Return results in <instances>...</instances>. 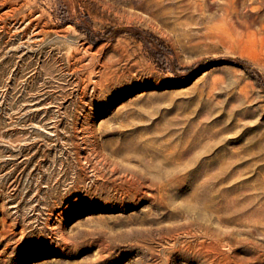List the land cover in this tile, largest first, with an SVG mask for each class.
I'll use <instances>...</instances> for the list:
<instances>
[{"label": "rangeland", "instance_id": "1", "mask_svg": "<svg viewBox=\"0 0 264 264\" xmlns=\"http://www.w3.org/2000/svg\"><path fill=\"white\" fill-rule=\"evenodd\" d=\"M0 264H264V0H0Z\"/></svg>", "mask_w": 264, "mask_h": 264}, {"label": "bare ground", "instance_id": "2", "mask_svg": "<svg viewBox=\"0 0 264 264\" xmlns=\"http://www.w3.org/2000/svg\"><path fill=\"white\" fill-rule=\"evenodd\" d=\"M32 14V13H31ZM2 16V15H1ZM31 18V17H30ZM38 19V18H37ZM33 21V20H32ZM133 144V143H132ZM109 145V144H108ZM123 146V145H122ZM126 146H129V145H127L126 144ZM130 147H133V146H130ZM136 147V146H135ZM137 148H139V147H137ZM137 148H135V149H137ZM113 149V148H112ZM111 149V151H113ZM123 149V148H122ZM121 149V150H122ZM125 149H126V147H125ZM140 149V148H139ZM138 149V150H139ZM143 149H144V147H143ZM120 150V151H121ZM130 151H131V149H129ZM152 150V149H151ZM105 151V150H104ZM127 151V150H126ZM135 150H133V151H131V153L132 152H134ZM161 151V150H160ZM181 151V150H180ZM102 152V151H101ZM100 152V153H101ZM128 152V151H127ZM137 152V151H136ZM158 152V151H157ZM165 152V151H164ZM171 152V151H170ZM100 153L98 154V155H100ZM116 153V152H115ZM121 153V152H120ZM135 153V152H134ZM138 153V152H137ZM148 153V152H147ZM124 154V153H123ZM133 154V153H132ZM142 154V153H141ZM149 154H151V152L149 153ZM154 154V153H153ZM165 154V153H164ZM163 153H162V155H164ZM168 154H170V153H168ZM114 155H118V153L117 154H114ZM113 155V156H114ZM124 155H127L126 153L124 154ZM133 155H136V154H133ZM145 155V157H146V154H144ZM143 155V156H144ZM160 155H161V153H160ZM170 155H172V154H170ZM103 156V155H102ZM109 156H110V154H109ZM112 156V157H113ZM142 156V157H143ZM149 156V155H148ZM152 156V154L150 155V157ZM174 156V155H173ZM130 157V156H129ZM134 157V156H133ZM150 157H149V160L151 161L152 159H150ZM159 157V156H158ZM102 158V157H101ZM111 158V157H110ZM114 158V157H113ZM119 158V157H118ZM117 158V159H118ZM127 159H129L128 157H126ZM126 158H123V161H124V159H126ZM132 158V157H131ZM109 159V158H108ZM142 159V158H141ZM141 159H139V162H141ZM146 159H148V158H146ZM145 159V160H146ZM164 159V158H163ZM177 159V158H176ZM179 159V158H178ZM105 160H107V158L105 159ZM120 160H121V158H120ZM130 160H132V159H130ZM130 160H128V161H130ZM143 160V159H142ZM153 160H157V159H153ZM160 160V163L159 164H162L161 162H164V161H162V159L160 158L159 159ZM158 160V161H159ZM169 160V159H168ZM167 159L165 160V161H168ZM173 160H175V158H173ZM173 160H171V161H173ZM181 160V159H180ZM179 160V161H180ZM126 161V160H125ZM137 161V160H136ZM155 161H153V162H155ZM170 161V160H169ZM104 162H106V161H104ZM108 162V161H107ZM106 162V163H107ZM135 162V161H134ZM149 162V161H148ZM175 162V161H174ZM109 163V162H108ZM116 163H117V160H116ZM149 163H151V162H149ZM165 163V162H164ZM102 164V163H101ZM123 164H126V163H123ZM130 164V163H129ZM137 165H138V162L136 163ZM154 164V163H153ZM152 164V165H153ZM131 165V164H130ZM141 165V164H140ZM156 165V164H155ZM163 165V164H162ZM174 165V164H173ZM108 166V165H107ZM144 167L143 168V170H142V172H140V171H138V168L137 169H134V168H120L119 169V172H121L122 174H123V177L125 178L124 179V185H126V187H121L123 190H124V195H127V196H132V195H137V194H139V193H142V188L143 187H145V183H147L148 182V184H150V185H152L153 183H154V181L150 178V176H154V177H156V176H163V172L162 171H160V170H152L150 167V165H147V163L146 162H144V164L143 165H141V167ZM165 166V167H164ZM106 167V166H105ZM136 167V166H135ZM153 167V166H152ZM163 169H165L166 168V165H163ZM171 167V166H170ZM156 168V167H155ZM159 168H160V165H159ZM169 168V167H168ZM194 168V167H193ZM97 169V168H96ZM102 169V168H101ZM114 169H118L117 168V166H115L114 167ZM161 169V168H160ZM98 170V169H97ZM111 170V169H110ZM102 171V170H101ZM151 172V173H150ZM110 173H111V171H110ZM112 173H114V172H112ZM177 173H179L178 171H177ZM180 174V173H179ZM97 175V174H96ZM100 175V174H99ZM112 175V174H111ZM181 176V175H180ZM184 176V175H183ZM179 177V176H178ZM118 178H120V177H118ZM177 178V177H176ZM180 178V177H179ZM183 178V177H182ZM103 179V178H102ZM170 180V179H169ZM178 180V179H177ZM180 180H182V179H180ZM184 180V179H183ZM224 180V179H223ZM222 180V181H223ZM102 181V180H101ZM167 181V180H166ZM110 182V181H109ZM163 182V181H162ZM172 182V181H171ZM170 182V183H171ZM219 182V181H218ZM108 183V182H107ZM120 183V182H119ZM164 183V182H163ZM162 183V184H163ZM182 183V182H181ZM184 183V182H183ZM111 184H112V182H111ZM174 184V183H173ZM118 185V184H117ZM161 185V184H160ZM159 185V186H160ZM168 185V184H167ZM171 185V184H170ZM169 185V186H170ZM115 186V185H114ZM166 186V185H165ZM172 186V185H171ZM180 186V185H179ZM113 188H116V187H113ZM117 189V188H116ZM118 189H120V188H118ZM159 189V188H158ZM161 189V188H160ZM162 189H164V188H162ZM167 189V188H166ZM174 189V188H173ZM197 189V188H196ZM113 190H115V189H113ZM157 191H160V190H157ZM168 191V190H167ZM166 191V192H167ZM118 192V191H117ZM162 192L163 191H161V194H162ZM160 193V192H159ZM164 194H165V192H163ZM149 194V193H148ZM160 194V195H161ZM151 195V194H150ZM154 195H155V193L153 194V197H154ZM199 195V194H198ZM145 196H146V194H145ZM167 196H168V194H167ZM126 197V196H125ZM148 198H149V196H147ZM151 197V196H150ZM193 197V196H192ZM139 198V197H138ZM160 198H161V196H160ZM201 198V197H200ZM124 199V198H123ZM130 199H132V198H130ZM151 199H153V198H151ZM155 199V198H154ZM164 199V198H163ZM166 199V198H165ZM164 199V200H165ZM190 199V198H189ZM158 200V199H157ZM169 200V199H168ZM167 200V201H168ZM170 201V200H169ZM128 202V201H127ZM201 202V201H200ZM199 202V203H200ZM219 202V201H218ZM158 203H159V200H158ZM162 203H164V202H162ZM153 204V203H152ZM166 204V203H165ZM217 204V203H216ZM245 205V204H244ZM162 206H164L163 204H162ZM167 206V205H166ZM236 207V206H235ZM157 208V207H156ZM159 208H160V206H159ZM172 208V207H171ZM155 209V208H154ZM216 210V209H215ZM214 210V211H215ZM211 212V211H210ZM244 213V212H243ZM242 213V214H243ZM226 216V215H225ZM176 217V216H175ZM214 217V216H213ZM216 217V216H215ZM228 218V217H227ZM216 220V219H215ZM219 220V219H218ZM220 224H221V222H219ZM186 234V233H185ZM100 236H98V238H99ZM96 238V237H95ZM94 238V239H95ZM92 239V238H91ZM104 239V238H103ZM104 242V241H103ZM101 243V242H100ZM99 244V243H98ZM76 245V244H75ZM102 245H104V244H102ZM102 245H99V247H101L102 248ZM108 246V245H107ZM192 246V245H191ZM106 247V246H105ZM104 247V248H105ZM213 247V246H212ZM212 247H211V249H212ZM209 248V247H208ZM207 248V249H208ZM107 249V248H106ZM215 249V248H214ZM213 249V250H214ZM103 251V250H102ZM222 251V250H221ZM238 259V258H237Z\"/></svg>", "mask_w": 264, "mask_h": 264}]
</instances>
